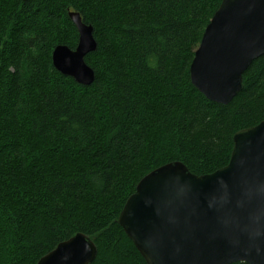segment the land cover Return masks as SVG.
Listing matches in <instances>:
<instances>
[{
    "label": "trees",
    "instance_id": "obj_1",
    "mask_svg": "<svg viewBox=\"0 0 264 264\" xmlns=\"http://www.w3.org/2000/svg\"><path fill=\"white\" fill-rule=\"evenodd\" d=\"M220 2L0 0V264H36L77 232L97 247L90 264H147L117 222L138 181L174 161L211 173L264 120V54L226 105L190 81ZM68 10L93 27L90 85L52 65L57 44H77Z\"/></svg>",
    "mask_w": 264,
    "mask_h": 264
},
{
    "label": "water",
    "instance_id": "obj_2",
    "mask_svg": "<svg viewBox=\"0 0 264 264\" xmlns=\"http://www.w3.org/2000/svg\"><path fill=\"white\" fill-rule=\"evenodd\" d=\"M68 16L78 32L75 49L56 46L54 67L90 85L85 56L97 42L80 14ZM264 54V0H222L205 27L190 65L192 84L208 99L228 104L242 75ZM118 223L149 264H264V120L233 135L227 165L204 175L170 162L143 176ZM92 241L77 233L36 264H90Z\"/></svg>",
    "mask_w": 264,
    "mask_h": 264
},
{
    "label": "bare ground",
    "instance_id": "obj_3",
    "mask_svg": "<svg viewBox=\"0 0 264 264\" xmlns=\"http://www.w3.org/2000/svg\"><path fill=\"white\" fill-rule=\"evenodd\" d=\"M221 1H222V0H221ZM220 4H221V2H220ZM220 4H219V6H220ZM219 6H218V7H219ZM217 9H218V8H217ZM217 9H216V10H217ZM69 11H74V10H68V12H69ZM76 12H77V11H76ZM215 12H216V11H215ZM215 12H214V13H215ZM80 16H81V15H80ZM211 18H212V17H211ZM210 20H211V19H210ZM82 21H83V20H82ZM83 23H84V22H83ZM85 24H86V23H85ZM89 25H91V24H89ZM91 26H92V25H91ZM206 26H207V25H206ZM204 30H205V29H204ZM77 33H78V32H77ZM203 33H204V32H203ZM93 36H94V35H93ZM202 36H203V34H202ZM94 39H95V37H94ZM201 39H202V37H201ZM95 40H96V39H95ZM200 42H201V40H200ZM77 43H78V40H77ZM199 44H200V43H199ZM59 45H65V44H57L56 46H59ZM76 45H77V44H76ZM56 46H55V47H56ZM65 46H67V45H65ZM198 46H199V45H198ZM55 47H54V48H55ZM75 47H76V46H75ZM75 47H74L73 49H75ZM54 48H53V50H54ZM197 48H198V47H197ZM197 48H196V49H197ZM70 49H71V48H70ZM73 49H72V50H73ZM196 49H195V51H196ZM53 50H52V52H53ZM195 51H194V55H195ZM193 58H194V56H193ZM51 60H52V65H53L52 53H51ZM192 60H193V59H192ZM84 61H85V58H84ZM191 62H192V61H191ZM251 62H252V61H251ZM85 63H86V61H85ZM250 64H251V63H250ZM250 64H249V65H250ZM86 65L89 66L87 63H86ZM190 65H191V63H190ZM190 65H189V70H190ZM53 67H54V65H53ZM89 67H90V66H89ZM54 68H55V67H54ZM90 68H91V67H90ZM247 68H248V67H247ZM55 69H56V68H55ZM91 69L93 70V68H91ZM56 70H57V69H56ZM57 71H58V70H57ZM93 71H94V70H93ZM58 72H60V71H58ZM60 73H61V72H60ZM61 74H63V73H61ZM63 75L68 76L67 74H63ZM189 76H190V72H189ZM69 77H71V78L74 80V78H73L72 76H69ZM74 81H75V80H74ZM190 81H191V78H190ZM75 82H76V81H75ZM191 83H192V81H191ZM79 84H80V83H79ZM192 85H193V84H192ZM193 86H194V85H193ZM194 87H195V86H194ZM195 88H196V87H195ZM196 89H197V88H196ZM197 90H198V89H197ZM198 91H199V90H198ZM199 92H200V91H199ZM239 92H240V91H239ZM239 92H238V93H239ZM200 93H201V92H200ZM238 93H237V94H238ZM202 94H203V93H202ZM203 95H204V94H203ZM204 96H205V95H204ZM205 97H206V96H205ZM206 98H207V97H206ZM207 99H208V98H207ZM208 100H210V99H208ZM210 101H211V100H210ZM224 105H226V104H224ZM260 122H261V121H260ZM232 140H233V138H232ZM232 147H233V146H232ZM231 151H232V150H231ZM230 156H231V154H230ZM229 159H230V158H229ZM178 162H180V161H178ZM228 162H229V161H228ZM180 163H182V162H180ZM182 164H183V163H182ZM227 164H228V163H227ZM227 164H226V165H227ZM183 165L187 168V166H186L185 164H183ZM187 169H188V168H187ZM188 170H189V169H188ZM189 171H190V170H189ZM190 172H191V171H190ZM213 172H214V171H213ZM191 173H192V172H191ZM211 173H212V172H211ZM192 174H194V173H192ZM206 174H209V173H206ZM195 175H197V174H195ZM201 175H204V174H201ZM198 176H199V175H198ZM122 208H123V207H122ZM121 210H122V209H121ZM120 212H121V211H120ZM119 216H120V213H119V215H118L117 222H118ZM118 224L122 227V225H121L120 223H118ZM122 228H123V227H122ZM123 230H124V228H123ZM124 232H125V230H124ZM77 233H81V232H77ZM77 233H75L74 235H76ZM81 234H83V233H81ZM125 234L127 235L126 232H125ZM74 235H73V236H74ZM83 235L86 236L88 240L92 241V243L94 244V246H95V248H96V253H97V247H96L95 243L93 242V240H92L90 237H88L87 235H85V234H83ZM73 236L69 237L68 239L72 238ZM127 237L133 242V240H132L128 235H127ZM68 239H66V240H68ZM66 240H64V241H66ZM61 242H63V241H61ZM59 243H60V242H59ZM59 243H58V244H59ZM58 244H57V245H58ZM133 244H134V242H133ZM57 245H56V246H57ZM134 246H135L136 249L139 251V249L137 248V246H136L135 244H134ZM139 252H140V251H139ZM96 253H95V256H96ZM140 254H141V252H140ZM141 255H142V254H141ZM95 256H94L93 260L95 259ZM142 257H143V255H142ZM143 258H144V257H143ZM39 259H40V258H39ZM39 259H38V260H39ZM38 260H37V262H38ZM93 260L91 261V263L93 262ZM144 260H145V258H144ZM37 262H36V263H37ZM145 262H146L147 264H149L146 260H145Z\"/></svg>",
    "mask_w": 264,
    "mask_h": 264
}]
</instances>
